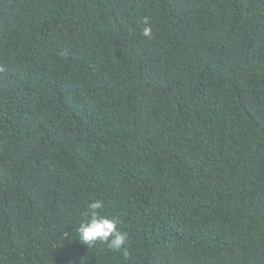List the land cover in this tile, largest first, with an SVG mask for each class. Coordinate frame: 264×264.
<instances>
[{"label": "trees", "instance_id": "16d2710c", "mask_svg": "<svg viewBox=\"0 0 264 264\" xmlns=\"http://www.w3.org/2000/svg\"><path fill=\"white\" fill-rule=\"evenodd\" d=\"M0 264H264V0H0Z\"/></svg>", "mask_w": 264, "mask_h": 264}, {"label": "clouds", "instance_id": "9594fccd", "mask_svg": "<svg viewBox=\"0 0 264 264\" xmlns=\"http://www.w3.org/2000/svg\"><path fill=\"white\" fill-rule=\"evenodd\" d=\"M142 34L147 38H151V28L145 27ZM103 208L104 203L101 200L89 202L88 210L84 214L85 218L75 227L76 239L88 248L97 243H103L110 249L123 252L127 256L128 233L121 229L117 217L101 214Z\"/></svg>", "mask_w": 264, "mask_h": 264}]
</instances>
